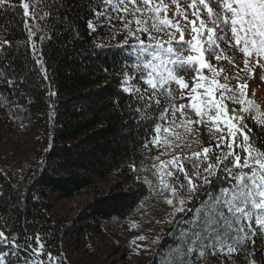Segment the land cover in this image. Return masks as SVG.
<instances>
[{"label":"snow or ice","instance_id":"snow-or-ice-1","mask_svg":"<svg viewBox=\"0 0 264 264\" xmlns=\"http://www.w3.org/2000/svg\"><path fill=\"white\" fill-rule=\"evenodd\" d=\"M83 7L92 15L90 35L107 28L115 47L129 49L130 62L113 74L138 125H145L144 148L160 149L151 164L130 167L149 196L170 209L157 223L180 215L169 234L174 246L160 264H198L209 255L221 257L217 264H264V109L249 98L245 79L264 72V0H87ZM9 11L22 21L24 38L9 39L11 22L0 25V79L15 87L38 69L47 81L42 46L58 25L67 29L64 13L71 7L66 0H0V16ZM16 59H22L19 70ZM223 60L231 74L219 66ZM137 78L146 87L135 84ZM47 95L57 93L49 86ZM8 103L15 104L13 118L26 111ZM48 107L51 122L54 104ZM4 225L0 264H66L39 232Z\"/></svg>","mask_w":264,"mask_h":264},{"label":"trees","instance_id":"trees-1","mask_svg":"<svg viewBox=\"0 0 264 264\" xmlns=\"http://www.w3.org/2000/svg\"><path fill=\"white\" fill-rule=\"evenodd\" d=\"M66 3L71 7L64 13L67 29L58 25L53 38L42 46L49 79L43 80L38 69L15 87L0 79V125L14 130L17 141L24 145V150L0 157V229L7 220L13 232L23 234L25 228L33 235L39 232L53 254L62 252L59 244L63 239L82 250L94 249L98 235H105L108 229L123 233L144 210L150 218L160 220L167 219L170 211L158 197L149 196L130 167L135 164L139 168L141 161L151 164L150 157L160 151L151 144L144 148L145 125H138L128 107L130 97L118 90L119 80L113 74L119 64L130 62V51L115 47V40L100 42L97 32L89 34L87 20L92 15L83 7L87 0ZM16 11L22 15V9ZM9 22L16 27L10 25L13 34L8 38L23 39V23L16 12L0 16V25ZM94 41L113 46L97 48ZM15 64L19 70L22 59H16ZM136 81L141 83L139 78ZM49 86L57 93L51 99ZM8 100L18 102L26 111L13 118L15 104ZM49 103L54 104L55 113L51 122ZM83 193L91 195L71 219L54 209L56 199ZM179 219L177 215L171 224L160 223L161 236L149 264H160L161 257L174 246L169 234ZM220 258L209 255L198 264H217ZM239 264H245L243 259Z\"/></svg>","mask_w":264,"mask_h":264},{"label":"rangeland","instance_id":"rangeland-1","mask_svg":"<svg viewBox=\"0 0 264 264\" xmlns=\"http://www.w3.org/2000/svg\"><path fill=\"white\" fill-rule=\"evenodd\" d=\"M97 39L100 42L111 41L110 33L107 28H101L97 32ZM106 42V43H107ZM219 66L224 67L231 74L233 71L227 60L218 62ZM264 72L256 69L251 78L245 77L247 81V92L249 98L264 109ZM135 84L140 85L141 83ZM235 84V81H232ZM14 130L8 129L5 125H0V157L9 153H18L24 145L17 141L18 135ZM155 149V148H154ZM24 150V149H23ZM90 193L71 195L55 200L54 209L67 220L76 213L79 207L89 198ZM136 222L129 224L122 231L107 230L105 235H98L93 242L94 249L82 250L75 244H70L67 240L60 241L61 253L66 257L67 264H149L153 251L157 250V243H152L161 236L159 231V218H150L148 210L143 211V215L134 217ZM133 218V219H134ZM135 226H130V225ZM163 226V224H162ZM145 236V240H135V237ZM140 245V248H137ZM261 247V241L256 244ZM138 253V254H137Z\"/></svg>","mask_w":264,"mask_h":264}]
</instances>
